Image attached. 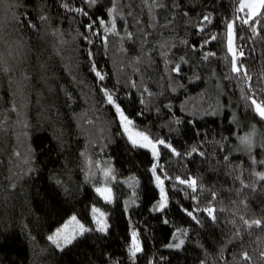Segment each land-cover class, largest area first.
I'll return each instance as SVG.
<instances>
[{
    "label": "trees",
    "instance_id": "obj_1",
    "mask_svg": "<svg viewBox=\"0 0 264 264\" xmlns=\"http://www.w3.org/2000/svg\"><path fill=\"white\" fill-rule=\"evenodd\" d=\"M113 7L119 35L104 31ZM236 8L237 0H0V264H264V120L245 98L264 100V19L255 32L237 23L243 56L233 72L226 24ZM105 90L135 129L181 155L159 146L157 160L132 146ZM251 132L249 152L240 138ZM154 163L157 174L196 178L197 191L165 180L168 204L155 210ZM109 166L114 181L103 175ZM106 185L110 203L96 192ZM96 205L106 232L94 228ZM74 214L90 231L58 248L48 237ZM133 231L143 248L135 258ZM174 237L180 248L168 247Z\"/></svg>",
    "mask_w": 264,
    "mask_h": 264
},
{
    "label": "snow or ice",
    "instance_id": "obj_2",
    "mask_svg": "<svg viewBox=\"0 0 264 264\" xmlns=\"http://www.w3.org/2000/svg\"><path fill=\"white\" fill-rule=\"evenodd\" d=\"M88 3L90 5H93L96 3V0H88ZM67 7V5H65ZM77 12L83 14V15H88L87 12H85L82 8L81 9H76ZM116 8L113 7L109 9V15L112 16V21H111V27H104L105 32H113L117 35L119 33L116 31ZM43 18V17H42ZM264 19V0H237V8H236V13L234 15V18L226 24L227 28V49L228 52L231 53L232 56V71L236 73L241 72V67H238L236 64V60L238 57L243 56V52L237 50V46L235 45V32H236V25L237 23H241L243 25H249L252 28V31L255 32L256 28L255 25L260 23V20ZM204 21H207L208 23H211L210 16H204L203 17ZM98 22L101 26H105V21L102 18H98ZM97 23V21H92L89 23L87 26L88 31L92 32L93 31V26ZM203 31V28L200 29ZM93 34L99 35V32H94ZM105 41L107 40V36L104 37ZM216 36L213 35L211 37V40H215ZM205 43H208L206 41ZM209 54L205 55V59L208 58ZM211 55H214L212 53ZM173 71L179 72L180 71V66L176 65L173 68ZM96 75L99 77L100 80H103L104 77L100 75L99 72L96 73ZM244 75L247 77V72L246 70L244 71ZM247 79H251L250 77H247ZM105 95L107 96V100L110 104H113L115 106L116 112L119 114V119L122 124V129L123 133L126 135V138L130 141L132 146L134 147H141V148H149L151 149L153 157L159 158L160 152H159V146H163L164 148L168 149L171 151L172 154L175 156H180L181 153L177 152L174 147L170 143H166L164 139H161L159 137H156L153 139L147 132V130L144 131H137L135 129L134 122L129 119L123 112V110L120 108L118 104L115 103L113 100L112 94L108 93L105 90ZM246 99L251 101V106L253 107V110L257 113V115L260 117L261 120H264V100H257L256 98H253L252 96H247L245 97ZM241 144L245 146V148L250 152L253 148V141L251 134L243 136L240 138ZM193 152L196 151L195 148L192 149ZM191 153H189L190 155ZM200 155H203V153H200ZM227 159V157H225ZM255 163V160L253 161ZM91 163V161H89ZM260 163L264 164V161H260ZM161 168L162 166L158 165L157 163H154L150 171L154 175V179L156 182V185L158 186L160 190V200L159 203L157 204L155 210L157 211H163L168 204V197L165 192V180L172 181L175 180L177 181L180 185H187L189 189H191L193 192L197 191V179L196 178H185L182 179L181 177H169L166 172L161 171L160 174H157V169ZM103 175L105 178H110L111 180H115L116 177L114 175V170L109 166L106 169H103ZM257 177L261 180H264V173H256ZM163 177V178H162ZM96 192L100 194V196L106 201V202H111L113 199V193L111 187L105 186V187H97ZM186 214L192 219H196V216L194 215L193 211H188L187 209L184 210ZM196 211V210H194ZM207 214L215 219L214 216V208H207L205 209ZM92 212L94 213V220L95 223L97 224V230L100 232H106L108 229V224L106 222V213L101 211L97 207L92 208ZM243 220L244 225L247 228H252L253 226L255 227H261L262 226V221L259 219H253L251 221L249 220H244L243 217H241ZM167 223V221H165ZM199 223V221H197ZM234 223V221H233ZM72 225H75L74 228H72V231L70 232H65L66 229H69ZM86 231H90V229H87L84 227V225L80 224L79 221L77 220L76 216H72L71 219L64 225L62 229H58L56 234L53 236H49L48 239L52 241L56 246L59 248L61 247L60 241L62 240L64 244H70L76 237L77 232L79 234H83ZM177 231H182L184 235H186V230H177ZM238 235V234H237ZM174 239L177 240L175 244H169L168 247H175V248H180L184 244V239H179L178 237H174ZM129 253L131 257L135 258L136 255L140 252L143 251L141 241L138 239V235L135 231H133L132 236H131V245L129 247ZM264 255V253H262ZM244 259H250L247 253H244Z\"/></svg>",
    "mask_w": 264,
    "mask_h": 264
},
{
    "label": "rangeland",
    "instance_id": "obj_3",
    "mask_svg": "<svg viewBox=\"0 0 264 264\" xmlns=\"http://www.w3.org/2000/svg\"><path fill=\"white\" fill-rule=\"evenodd\" d=\"M234 43H235V45H236V38H235ZM236 64H237V61H236ZM237 66H238V64H237ZM134 130H137V129H134ZM137 131H138V130H137ZM254 134H255L254 132H251V135H252V136H255ZM106 186L110 187V185H106ZM97 187H105V186H96V188H97ZM99 195H100V194H99ZM95 207L99 208L101 211H103L104 213H106L105 210H103L101 207H99V206H97V205H96ZM73 216H76V215L74 214ZM71 217H72V216H70L66 221H64V223H63L62 225H60L58 228H56L55 231H54V234H52L51 236L55 235L58 229H62V228L64 227V225H65V224L71 219ZM76 218H77V220L79 221L80 224L84 225L85 228L90 229V228H89V225H85L84 223H82L81 220H80L77 216H76ZM92 218L94 219V213H93V212H92ZM106 222H107V213H106ZM107 224H108V223H107ZM74 227H75V225H72L69 229H66L65 232L67 233V232L72 231V228H74ZM94 228L97 230V224L95 223V220H94ZM107 230H108V229H107ZM84 233H86V232H84ZM84 233H83V234H84ZM79 235H81V234H79V233L77 232L76 237L79 236ZM76 237H75V238H76ZM73 241H74V240H73ZM60 243H61V247H59V248H64L66 245H68V244H64L62 240L60 241Z\"/></svg>",
    "mask_w": 264,
    "mask_h": 264
}]
</instances>
